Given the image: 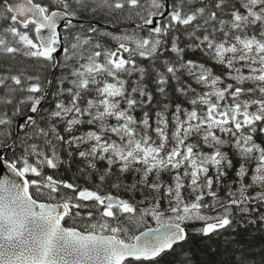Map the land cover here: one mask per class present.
<instances>
[{"label": "snow or ice", "instance_id": "snow-or-ice-1", "mask_svg": "<svg viewBox=\"0 0 264 264\" xmlns=\"http://www.w3.org/2000/svg\"><path fill=\"white\" fill-rule=\"evenodd\" d=\"M0 264H264V0H0Z\"/></svg>", "mask_w": 264, "mask_h": 264}, {"label": "trees", "instance_id": "trees-1", "mask_svg": "<svg viewBox=\"0 0 264 264\" xmlns=\"http://www.w3.org/2000/svg\"><path fill=\"white\" fill-rule=\"evenodd\" d=\"M97 18L99 19V17H97ZM104 23H105V25H107V22H106V21H104ZM12 130H13L14 132L16 131L15 126H13V129H12ZM100 167H101V168L105 167V165H104L103 162H101ZM75 171H76V165H73V168H72L71 170L67 171V172H65L64 169H61V173L65 176V178H66L67 176H70V175L75 174ZM165 179H167V177H165ZM153 226H154V225H153Z\"/></svg>", "mask_w": 264, "mask_h": 264}]
</instances>
